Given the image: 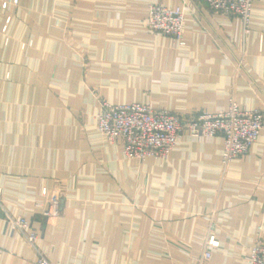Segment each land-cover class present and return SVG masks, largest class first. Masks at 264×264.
Wrapping results in <instances>:
<instances>
[{
    "label": "crops",
    "instance_id": "obj_1",
    "mask_svg": "<svg viewBox=\"0 0 264 264\" xmlns=\"http://www.w3.org/2000/svg\"><path fill=\"white\" fill-rule=\"evenodd\" d=\"M151 3L181 8L185 46L148 30ZM231 96L264 112V0L248 33L196 0H0V200L54 264H198L206 214L219 241L207 264H246L264 244V123L222 166L220 134H184L166 159L137 162L95 121L103 100L186 116ZM44 188L61 195L54 220ZM4 214L0 264H35Z\"/></svg>",
    "mask_w": 264,
    "mask_h": 264
},
{
    "label": "built area",
    "instance_id": "obj_2",
    "mask_svg": "<svg viewBox=\"0 0 264 264\" xmlns=\"http://www.w3.org/2000/svg\"><path fill=\"white\" fill-rule=\"evenodd\" d=\"M17 2V0H13ZM211 11L238 16L244 33L249 32L254 0H196ZM146 26L155 34L171 39L175 47L185 46L184 14L180 7L151 3L147 7ZM24 47V45H23ZM97 129L110 142L119 143L125 158L143 162L147 158L166 159L184 134L192 137L222 135V166L237 157L244 156L250 145L257 142L264 123L261 109L247 110L231 96L228 107L216 113L206 110L180 116L175 112L153 107L150 103L110 104L99 103L95 115ZM42 216L54 220L59 216L61 195L57 191L42 190ZM5 223L11 232L18 234L35 252V264H54L38 247V231L23 216L10 214L0 200ZM213 214L203 216L206 221L205 247L198 264H207L213 251L219 247L216 238L217 224ZM246 264H264V244L257 242L249 248Z\"/></svg>",
    "mask_w": 264,
    "mask_h": 264
}]
</instances>
